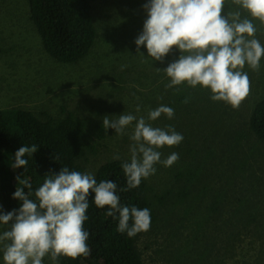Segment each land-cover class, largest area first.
I'll use <instances>...</instances> for the list:
<instances>
[{"label": "rangeland", "instance_id": "rangeland-1", "mask_svg": "<svg viewBox=\"0 0 264 264\" xmlns=\"http://www.w3.org/2000/svg\"><path fill=\"white\" fill-rule=\"evenodd\" d=\"M113 1L117 3L118 11L124 17V19L119 17L122 21L120 24L112 22L119 36H116L115 41L109 35L97 37L86 59L77 61L76 64L65 65L58 63L56 57L46 51L35 30L30 32L22 28L27 26L25 20L31 8L30 0H0V18L9 22L0 28V48L13 47L20 42L26 44L17 53L27 76L33 79L29 83L26 78L29 90L25 95L29 101L25 107L33 111L38 109L48 116H55L65 108H79L81 111L82 105L83 125L93 140H97L100 124H103L105 116L98 100L93 96L98 88L86 80V70L89 63L96 61L95 68L109 72L119 71V92L115 94L111 91L110 94L104 95V103L111 109L109 120H117L123 113L132 114L137 118L144 117L146 122L154 127L166 129L172 126L184 137L178 146L172 148L165 146L161 150L162 159L163 156L167 158L172 152H176L179 154V160L172 167L157 164V171L152 175L153 183L156 186L169 187L176 177L175 167L177 169L188 167V164L199 162L215 151L210 169L203 165L198 167L201 174L203 169L208 170L213 181L210 186L205 179L208 178V174L201 179L202 194H205L204 191L209 186L212 190L205 195L207 201L212 202L213 200L207 197L217 196L218 191L222 195L225 193V197L232 198L233 202H238L226 208L223 214L219 212L208 219L212 228L204 242L209 245L212 258L215 261H223L222 264H264V141L251 132L250 125L257 104L264 99V58L258 72L245 66L244 71L248 73L251 82V92L238 110L223 101H213L212 93L200 86L195 89L187 85L167 88L170 78L163 71L167 68L166 61L155 62L153 58L147 56L146 46L141 48L144 55L136 53L135 40L140 31H132L129 41H126L128 37L126 25L133 21L134 12L127 0L98 2L94 6L99 5V8H95L98 11L94 14L95 23L109 20L113 16ZM144 5L141 1L135 13L141 25L147 19ZM225 7L228 8L225 14L229 11H240L242 19L247 13L235 5L233 0H225ZM253 23L257 29L255 38L264 46V35L260 34L264 33V24H259L258 20H254ZM169 56H171L169 59H172V54ZM83 60L88 62L80 63ZM108 88L111 90V87ZM24 89H27L25 85ZM182 94L185 96L181 97ZM2 96L3 92L0 90V102ZM185 99H188V103L184 102ZM179 101L181 107L178 109L176 103ZM160 105L173 108L174 118L170 120L162 114L156 121L149 120V111ZM196 106H203L204 109L197 111L194 109ZM135 123L134 121L126 129L124 135H117L113 129H109L110 138L106 137L109 138L108 144L99 148L96 159L98 167L103 163L108 164L117 160L114 159L117 155L120 157L119 160L130 161V146L133 143L130 136ZM102 141L101 143H105ZM196 165L198 164H194V167ZM178 186L183 188L186 184L184 182V186L183 183ZM241 205L246 208L241 209ZM159 214H165V210L164 212L161 210ZM251 215L258 216V220H253ZM221 219H225L224 225H217ZM218 226L223 228L219 229ZM6 230H8L6 226L0 225V234ZM230 244H234V247ZM0 253V264H4L3 244H0ZM42 264H53V261L49 256Z\"/></svg>", "mask_w": 264, "mask_h": 264}, {"label": "clouds", "instance_id": "clouds-1", "mask_svg": "<svg viewBox=\"0 0 264 264\" xmlns=\"http://www.w3.org/2000/svg\"><path fill=\"white\" fill-rule=\"evenodd\" d=\"M127 1L134 12L133 21L126 25V41H129L132 31H140L135 40L138 55H144L141 48L146 46L147 56L155 62L163 63L170 54H174V49L181 53L179 59L173 60L163 69L170 78L167 88L187 85L195 89L200 86L212 93L213 101H223L234 109H239L251 92L250 78L244 68L247 65L258 72L264 58V46L255 38L257 29L253 23L258 20L264 24V0H233L235 5L249 14L250 18L243 19L240 11H229L225 14V0ZM141 1L144 2L147 13L143 25L138 16H135ZM112 7V13L116 12L117 16L95 23V26L100 27V36L109 35L115 41L119 34L116 33L113 23L120 24L122 21L119 17H124L118 11L115 1ZM95 13H98L96 9L93 15ZM86 62L88 60L80 63ZM96 64V61L89 64L85 78L98 88L93 96L103 109L104 127L113 129L117 135H124L126 129L136 122L130 136L133 141L130 146V161L122 164L127 189L120 191L135 189L143 180L156 173L157 164L172 167L178 162V153L172 152L162 159L161 150L165 146H178L184 137L172 126L166 129L154 127L144 117L137 118L132 114L123 113L117 120H109L110 106L104 103V95L111 91L116 94L119 92V71H103L95 68ZM184 102L188 103V99ZM65 111L75 112L81 117L79 108H65ZM139 111L138 106L137 112ZM162 114L171 120L174 118V109L160 105L149 111L148 119L156 121ZM36 152L37 147L34 144L31 147H20L11 167L25 169L28 164L25 155ZM114 159L119 160L120 157L117 155ZM22 175H17L18 183L31 189L28 179L21 180ZM117 191V184L111 180L98 183L93 174L69 171L66 167L58 174L45 176L43 184L35 191L36 202L30 198L31 192L26 194L22 187L17 186L13 199L21 202L19 210L4 213L0 209V225L8 227V230L0 234L4 264H42L49 256L53 264H59L60 257L72 260L88 257L91 249L87 243L89 233L84 225L89 219L86 213L90 206V197H93L91 200H94L96 207H107L106 214L118 219L117 230L122 234L135 237L140 232H147L151 224L150 210L122 206Z\"/></svg>", "mask_w": 264, "mask_h": 264}, {"label": "trees", "instance_id": "trees-1", "mask_svg": "<svg viewBox=\"0 0 264 264\" xmlns=\"http://www.w3.org/2000/svg\"><path fill=\"white\" fill-rule=\"evenodd\" d=\"M30 4L25 20L27 26L22 28L30 31L34 27L49 54L65 65L89 55L100 29L95 26V8L90 0H30ZM227 10L224 7V12ZM114 16H117L116 12L110 19ZM31 21L33 27L28 26ZM8 23L0 18V28ZM25 45L20 42L13 47L0 48V90L3 92L0 102V204H4L2 207L6 208V212L18 211L21 206L20 201L13 199L17 186L22 187L26 194L31 192L30 198L36 202L35 191L43 184L46 175L58 174L64 167L69 171L91 173L98 183L111 180L117 184L122 206L148 208L151 213L150 229L135 237L122 234L117 230L118 219L106 214L107 207H96L94 200H91L93 197H90L86 213L89 219L84 225L89 233L87 243L91 249L90 255L76 260L60 257V264H222L223 261L212 258L211 249L204 242L212 228L208 219L219 212L223 214L226 208L238 201L233 202L232 198L218 191L217 196L207 197L212 202L207 201V192L202 194L200 189V181L206 173L201 174L198 167H194L196 174L183 188L178 186L177 181L169 187L162 185L151 188L148 181L143 180L138 188L120 191L127 189L122 168L126 160L103 163L99 167L96 163L100 146L109 142V129L100 124L98 139L93 140L83 125V119L75 112L66 113L64 109L56 117H51L38 109L33 111L25 107L29 101L25 95L29 90L26 78L29 83L33 80L27 76L22 60L17 56ZM180 55L179 50L174 51L171 61L166 62L165 66L179 59ZM24 85L27 89H24ZM176 106L178 109L181 107L180 101ZM194 109L201 111L204 108L196 106ZM250 125L251 132L264 141V99L257 104ZM33 144L37 152L25 155L24 158L28 160L26 168L13 169L11 166L18 149ZM214 154L215 151H212L211 156L192 164L210 169ZM17 175H22L21 180L28 179L31 189L19 184ZM205 179L211 186L213 181L210 175ZM207 190L212 189L208 186ZM242 208L246 206L241 205ZM161 210H165V214L160 215ZM251 216L255 221L259 218ZM224 223L225 219H221L216 224ZM218 228L222 229L223 226ZM230 246L234 247V244Z\"/></svg>", "mask_w": 264, "mask_h": 264}, {"label": "bare ground", "instance_id": "bare-ground-1", "mask_svg": "<svg viewBox=\"0 0 264 264\" xmlns=\"http://www.w3.org/2000/svg\"><path fill=\"white\" fill-rule=\"evenodd\" d=\"M90 1H91L92 6L94 7L101 0H90ZM102 1H104V0H102ZM98 6L99 5H97L96 7H98ZM96 7H94V8H96ZM245 17H248L249 18V14L246 13L245 16H244V18ZM168 60L171 61L170 59H165L166 62ZM163 159H165L164 156H163ZM187 166L188 167L181 168V169H177L176 167L174 168V170L176 171V173H175L176 174V177H174L175 178L174 181H177L178 184L183 183V186H184V182H185V184L187 186V184L189 183V181L194 177V174H196V171L194 169V164H188ZM195 167H201V166L196 165ZM203 172L206 173L205 176H207V174L209 175V171L208 170L205 171V169H203ZM147 181L149 183V186H151V188L156 187V185L153 183V177L152 176L150 178H148ZM200 189L202 191L201 183H200ZM208 191H210V190H205L204 192H208ZM3 205L4 204H2V203L0 204V206H1L0 209H2V211H6V208L5 207H2ZM6 228L8 229L7 226H6Z\"/></svg>", "mask_w": 264, "mask_h": 264}, {"label": "water", "instance_id": "water-1", "mask_svg": "<svg viewBox=\"0 0 264 264\" xmlns=\"http://www.w3.org/2000/svg\"><path fill=\"white\" fill-rule=\"evenodd\" d=\"M137 2H138V0H137ZM133 4H135V3H133ZM28 26H31V27H33V25H32V21L30 22V24L28 25ZM35 26V25H34ZM34 30V27L32 28V30H30V32L31 31H33ZM99 36H100V30H99ZM90 64V63H89ZM89 75H90V69H89ZM117 92H118V77H117ZM110 94V93H109ZM116 94V93H115ZM109 115H110V109H109ZM109 115H107V119H108V117H109ZM81 120H82V105H81ZM108 142V141H107Z\"/></svg>", "mask_w": 264, "mask_h": 264}]
</instances>
